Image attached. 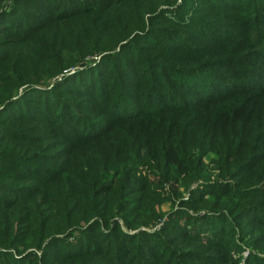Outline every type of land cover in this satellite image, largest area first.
Instances as JSON below:
<instances>
[{
  "label": "trees",
  "instance_id": "obj_1",
  "mask_svg": "<svg viewBox=\"0 0 264 264\" xmlns=\"http://www.w3.org/2000/svg\"><path fill=\"white\" fill-rule=\"evenodd\" d=\"M263 62L264 0H0V264H264Z\"/></svg>",
  "mask_w": 264,
  "mask_h": 264
},
{
  "label": "rangeland",
  "instance_id": "obj_2",
  "mask_svg": "<svg viewBox=\"0 0 264 264\" xmlns=\"http://www.w3.org/2000/svg\"><path fill=\"white\" fill-rule=\"evenodd\" d=\"M95 58H97V60ZM99 58H100V55L93 56V57H90L88 61L94 63V61L95 60L98 61ZM75 70H76V67L72 68L70 71L73 72ZM59 76L56 77V78H58L57 80H59L61 78V77L59 78ZM260 82H261V80H260ZM22 89H23V87L19 88L20 92L22 91ZM205 162L208 163L209 166L212 165L211 162L209 161V158H207V161H205ZM215 178H216L215 174H213L210 177L209 182H213L215 180ZM202 181H199L197 183L191 184L190 187L188 189H186V190H184L183 186H181V185H179L177 183L170 182L169 184H166L165 190H164L165 193H163V195L165 197H168L167 198L168 200H164L158 206L159 209L161 210V212L164 215V216H162L163 219L167 218V213H169L171 211H174V210L176 211V210H179V209L183 210L184 212H186V213H188L190 215H194V216L203 215L207 211H210L207 208L195 209V208H193L191 206H187L186 204H183V203L189 201V199H190V197L192 195L191 191L194 190L195 187L199 183H202ZM176 184L178 185V194H174V192H175L174 189L175 188H172V186H174ZM204 197H205V199H209V200L214 199L213 195H205ZM118 221H119L120 227L124 231H127L129 233H134V232H137L138 230L155 231V230H157V228H159V224H160V222H159V223H157L154 226H151L149 228L144 227V226H140V227H136V228H126L121 218H118ZM232 225L234 227V230L230 233V235L233 236L234 241L236 243H239L240 247L242 248L241 249V258H242V260L245 259L248 256L249 251L253 250V251L258 253V249L254 247V244L249 245L250 239H252L253 234H246V231H247L248 228L246 226L245 221H241V223H236V222L233 221ZM249 248H250V250H249ZM36 252H37V254H40L39 251H36Z\"/></svg>",
  "mask_w": 264,
  "mask_h": 264
}]
</instances>
